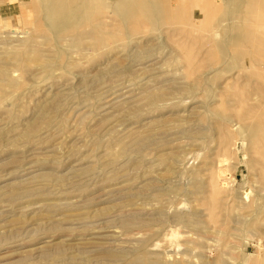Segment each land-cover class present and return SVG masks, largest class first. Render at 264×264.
Segmentation results:
<instances>
[{
  "label": "rangeland",
  "instance_id": "rangeland-1",
  "mask_svg": "<svg viewBox=\"0 0 264 264\" xmlns=\"http://www.w3.org/2000/svg\"><path fill=\"white\" fill-rule=\"evenodd\" d=\"M0 264H264V0H0Z\"/></svg>",
  "mask_w": 264,
  "mask_h": 264
}]
</instances>
